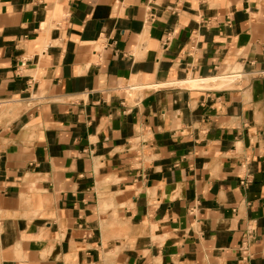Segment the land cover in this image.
<instances>
[{
	"label": "crops",
	"instance_id": "obj_1",
	"mask_svg": "<svg viewBox=\"0 0 264 264\" xmlns=\"http://www.w3.org/2000/svg\"><path fill=\"white\" fill-rule=\"evenodd\" d=\"M0 264H264V0H0Z\"/></svg>",
	"mask_w": 264,
	"mask_h": 264
}]
</instances>
